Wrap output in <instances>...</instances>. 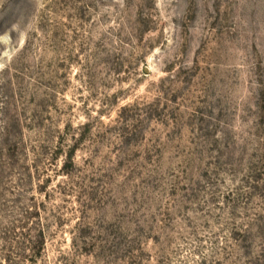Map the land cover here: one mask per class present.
<instances>
[{
  "label": "rangeland",
  "instance_id": "obj_1",
  "mask_svg": "<svg viewBox=\"0 0 264 264\" xmlns=\"http://www.w3.org/2000/svg\"><path fill=\"white\" fill-rule=\"evenodd\" d=\"M0 264H264V0H0Z\"/></svg>",
  "mask_w": 264,
  "mask_h": 264
}]
</instances>
